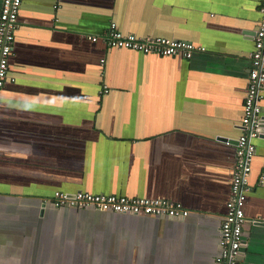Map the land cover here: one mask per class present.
I'll list each match as a JSON object with an SVG mask.
<instances>
[{
	"label": "crops",
	"instance_id": "crops-1",
	"mask_svg": "<svg viewBox=\"0 0 264 264\" xmlns=\"http://www.w3.org/2000/svg\"><path fill=\"white\" fill-rule=\"evenodd\" d=\"M263 3L23 0L0 106V264H216ZM113 23L205 51L89 39ZM254 143L247 220L264 216V128ZM56 192L166 199L189 215L56 208ZM244 242L239 264H264V225L247 221Z\"/></svg>",
	"mask_w": 264,
	"mask_h": 264
},
{
	"label": "built area",
	"instance_id": "built-area-1",
	"mask_svg": "<svg viewBox=\"0 0 264 264\" xmlns=\"http://www.w3.org/2000/svg\"><path fill=\"white\" fill-rule=\"evenodd\" d=\"M23 0H2L0 10V106L5 84L12 81L10 59L14 52L15 34ZM264 15V3L260 7ZM103 39L114 48L139 51L143 54L159 56H181L191 59L195 52L205 51L191 43L167 38L138 37L123 34L116 24H111L104 36L89 37L93 42ZM252 67L249 72L244 103V117L241 128L243 133L238 139L236 159L231 180V199L227 204V213L220 228V254L216 264H239L241 250L245 245L244 227L247 221L254 226L264 225V216L247 220L245 205L247 193L251 190L250 175L252 162L256 155L254 141L261 136L264 117L261 101L264 98V17L254 36V50L250 54ZM109 89L104 87L103 93ZM56 208L70 207L77 209L94 208L103 212L133 214L153 217L186 218L189 210L183 204L166 199H150L113 194H92L78 192L73 196L56 192L52 198Z\"/></svg>",
	"mask_w": 264,
	"mask_h": 264
},
{
	"label": "water",
	"instance_id": "water-1",
	"mask_svg": "<svg viewBox=\"0 0 264 264\" xmlns=\"http://www.w3.org/2000/svg\"><path fill=\"white\" fill-rule=\"evenodd\" d=\"M263 128H264V126H263ZM263 130V129H262Z\"/></svg>",
	"mask_w": 264,
	"mask_h": 264
}]
</instances>
